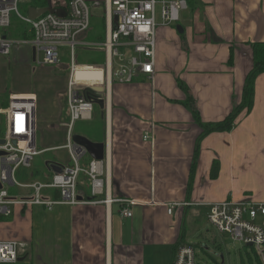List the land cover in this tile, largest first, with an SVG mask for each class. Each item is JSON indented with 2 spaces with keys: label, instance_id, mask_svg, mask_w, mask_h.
Segmentation results:
<instances>
[{
  "label": "crops",
  "instance_id": "1",
  "mask_svg": "<svg viewBox=\"0 0 264 264\" xmlns=\"http://www.w3.org/2000/svg\"><path fill=\"white\" fill-rule=\"evenodd\" d=\"M42 2L24 0L21 9L28 14L31 7L48 5ZM255 42H264V0H196L181 11L177 24L157 23L154 81L142 75L133 83L113 84L106 117L95 109L88 136L107 144V191L137 202L132 217L121 215L118 202L51 210L17 206L10 217L0 218V240L25 242L24 257L33 264L36 259L39 264H171L179 240L195 247L190 237L203 232L213 203L264 202V72L256 80L253 109L241 113L229 131L201 140L190 188L202 128L183 104L187 96L178 82L188 85L205 122L224 119L242 100ZM76 77L95 82L103 79V71L82 69ZM146 133L154 134V140L145 141ZM56 141L39 146L42 151L59 149L57 157L45 162L42 177L34 179L31 172L27 182H19L50 181L70 163L68 150L62 148L66 136ZM10 192L31 194L19 188ZM44 194L60 198L57 190ZM256 223L264 227V215ZM244 246L246 263L261 264L255 247ZM208 248L201 245L203 252Z\"/></svg>",
  "mask_w": 264,
  "mask_h": 264
},
{
  "label": "built area",
  "instance_id": "2",
  "mask_svg": "<svg viewBox=\"0 0 264 264\" xmlns=\"http://www.w3.org/2000/svg\"><path fill=\"white\" fill-rule=\"evenodd\" d=\"M24 0H0V54L9 55L13 45H29L35 61L43 64H64L65 56L70 58L67 82V108L60 122L52 131H63L66 136L62 146L68 150L70 163L55 174L50 181L21 183L17 173L21 168H29L33 159L41 153L38 133L42 132V121L36 114L35 99L15 96L6 109L0 108V218L13 214L14 207L44 206L53 209L57 205L112 204L120 203L121 215L132 217V206L137 202L130 198H114L106 186L107 155L103 160L91 157L85 146L76 143L77 123L92 120L96 103L90 91L104 93L106 106L110 102L113 84L133 83L138 76H146L154 81L157 56V4H161L164 24L175 25L180 13L188 8L186 0H106L107 24L102 40H85L82 36L90 29L92 5L88 0H70L68 9L62 3H53L64 8L67 15L62 17L47 12L32 19L21 9ZM61 1V0H60ZM24 24L31 35L29 38L11 36L13 19ZM115 16L117 22L115 27ZM101 51L105 55V65L79 62V48ZM99 69L103 79L95 82L78 80L76 74L82 69ZM100 98V97H98ZM4 116L5 131L2 132ZM46 133V132H45ZM145 141H153L154 134L146 133ZM47 148L45 150H48ZM90 179V197L79 199L78 184L81 176ZM11 188L30 190L29 195H13ZM45 190H57L59 199L44 194ZM172 212V209H169ZM259 215H264V202L243 200L222 201L210 206L208 221L220 232H227L235 241L254 246L261 264H264V227L256 223ZM27 254V244L18 240H0V264H15ZM172 264H197V251L193 245H181Z\"/></svg>",
  "mask_w": 264,
  "mask_h": 264
},
{
  "label": "rangeland",
  "instance_id": "3",
  "mask_svg": "<svg viewBox=\"0 0 264 264\" xmlns=\"http://www.w3.org/2000/svg\"><path fill=\"white\" fill-rule=\"evenodd\" d=\"M55 2L62 3L63 0H53L54 4ZM89 3L93 6L91 26L83 35L84 37H82L85 40L94 41L97 40L94 38L104 37L106 32V0H89ZM156 13L157 23H160L162 21L161 4H157ZM13 23L14 25L19 26L12 28L11 36L18 38V34H20L19 30L23 29V27L25 28V26L16 18V16H14ZM84 49L88 48H81L80 51L83 50V52H80L79 62L92 64L83 60V57L87 54L86 56L91 55L95 58H101L104 56V62L100 61L99 63L93 64L105 65V55L103 52L93 51L90 53H84V51H86ZM43 57L44 54L41 53L40 62L35 61L34 54H32L29 45L17 44L13 45L12 51L9 55L0 54V108L6 109L11 98L15 96L35 99L37 117L39 121H42L45 125L40 127L42 132L38 133V146L40 147L42 144L56 145L59 143L57 141L55 142V140L60 139L63 141V131H52V129L57 128L58 126L52 127L50 125H55L57 122H60L63 113L66 112V91L69 71L66 69L65 65H68L70 62V58L65 56L63 58L64 65H47L42 63ZM1 119L3 122L2 132H4V116H2ZM90 126L91 120H81L77 123L76 129L77 131L85 132ZM57 150L59 149L42 151L33 159L32 165L29 168H21L19 170L20 172L17 175V180L27 182V175L31 172H34L35 174L34 179H40L45 171V162L57 157ZM21 173L24 174L21 176ZM202 224L203 232H197V234H193L190 237V241L195 244L198 252L197 264H249L244 260L246 258V252L243 243L232 240L229 233L220 232L216 227L211 225L208 220H204ZM208 233H213L215 235L213 236V239L207 237ZM215 240L221 244L219 245L220 247L216 245ZM202 244H207L209 247L208 250H204V252L201 251ZM30 262L32 263V260L30 261V258L26 257L24 261L17 264H31ZM34 263L39 264L37 259L34 260ZM253 264L259 263L254 262Z\"/></svg>",
  "mask_w": 264,
  "mask_h": 264
},
{
  "label": "trees",
  "instance_id": "4",
  "mask_svg": "<svg viewBox=\"0 0 264 264\" xmlns=\"http://www.w3.org/2000/svg\"><path fill=\"white\" fill-rule=\"evenodd\" d=\"M188 3V6H195V2L196 0H186ZM53 2V0H52ZM70 0H63V7L68 9V5H69ZM56 3V2H55ZM46 4H48V0H43L42 5L41 6H46ZM19 26V25H18ZM17 25L12 26V28H16L18 27ZM11 28V29H12ZM18 29V28H17ZM16 29V31H17ZM19 30V29H18ZM20 34H18V38H29L31 37L30 33L24 29L19 30ZM252 49H253V67L251 68V70L249 71L246 80H245V84H244V89H243V96H242V100L237 103L233 109L231 110V112L222 120L220 121H216V122H205L201 115L199 110L196 107V100L193 97V95L190 92V89L188 87V85L186 83H184L182 80L179 79V86L181 87V89L183 91H185L187 98L185 100H183V104L190 110V112L193 115V119L194 121L202 128V132L200 134V137L198 138L197 141V147H196V153H195V161L193 163L192 166V170H191V177H190V182H189V188L192 186V181H193V177H194V171H195V166H196V160L198 158V154H199V146H200V142L201 140L206 137L207 135H209L212 132H216V131H229L237 122L239 116L241 115V113H243L244 111H246L247 113H249L253 107H254V102H255V84H256V80L258 78V76L264 72V42H255L252 43ZM81 48H79V55ZM86 51H84V53H90L93 52L94 50L91 49H84ZM95 52V51H94ZM87 55V54H86ZM84 56L83 60H86L89 63H99L100 61L104 62V56L101 58H95L94 56L92 57L91 55L89 56ZM233 52L231 55V58L229 60V64L233 63ZM64 65V64H63ZM66 69L69 71V66L65 65ZM90 97L97 99L98 97H100V94L94 92V91H90ZM95 109H99L100 112L103 115V118L106 117V110L105 108H101L100 105L96 104ZM105 116V117H104ZM94 119V117H93ZM93 119L91 120V126L87 128V131L85 132H81V131H76L82 135H84L85 137L88 138V136H90L92 134L93 131ZM90 139V138H89ZM78 190L80 193V196L83 197L84 199L90 197V179L88 176H86V178L82 181H79L78 184ZM183 241L179 240L176 243V250H175V254L178 250V248L183 245L182 244ZM248 247V245H247ZM27 256V255H25ZM175 257V255H174ZM174 259V258H173ZM260 260V259H259ZM173 262V260H172ZM171 262V264H172ZM261 262V261H260ZM19 263V262H17ZM15 263V264H17Z\"/></svg>",
  "mask_w": 264,
  "mask_h": 264
},
{
  "label": "water",
  "instance_id": "5",
  "mask_svg": "<svg viewBox=\"0 0 264 264\" xmlns=\"http://www.w3.org/2000/svg\"><path fill=\"white\" fill-rule=\"evenodd\" d=\"M47 12L55 13L57 15H60L62 17H65L67 15V11L64 8H57L53 5L52 0L48 1V5L46 7L42 8H35L31 7L28 10V15L32 19H36L37 17L41 16L42 14H45ZM117 16H115V27L117 22ZM178 31L183 32V28L181 26H177ZM35 59V55H34ZM96 104L100 105L101 108L106 107V101H105V95L104 93L100 94V98L93 100ZM74 141L76 143H79L86 147L88 153L97 160H103L105 159V156L107 155V144L105 142H94L90 140L89 138L85 136H81L79 134H75L73 137ZM0 142H3V140L0 139ZM2 152H0L1 155ZM57 169V167H55ZM2 187L0 182V188ZM79 199H83V197H79ZM251 246V245H249ZM25 257H20L19 261H23Z\"/></svg>",
  "mask_w": 264,
  "mask_h": 264
}]
</instances>
